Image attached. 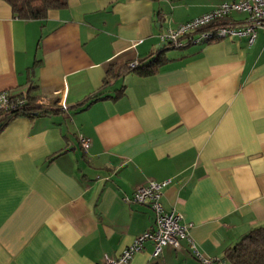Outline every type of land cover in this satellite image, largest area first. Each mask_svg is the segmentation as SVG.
Returning <instances> with one entry per match:
<instances>
[{"label":"crops","instance_id":"0c3cea01","mask_svg":"<svg viewBox=\"0 0 264 264\" xmlns=\"http://www.w3.org/2000/svg\"><path fill=\"white\" fill-rule=\"evenodd\" d=\"M239 1L68 0L26 21L0 0V92L53 112L0 127V264L117 258L154 226L150 207L124 202L149 181L168 182L162 208L183 216L202 259L230 264L225 251L264 227V31L252 44L160 41ZM158 55L153 75L133 71ZM152 251L127 264H201L185 241Z\"/></svg>","mask_w":264,"mask_h":264},{"label":"built area","instance_id":"2783aa9c","mask_svg":"<svg viewBox=\"0 0 264 264\" xmlns=\"http://www.w3.org/2000/svg\"><path fill=\"white\" fill-rule=\"evenodd\" d=\"M232 14L245 15L243 24L223 23ZM258 31H264V0H242L223 3L205 15L168 30L160 36V41L175 49H181L192 43L206 44L226 38H245L248 44H252ZM134 66L135 64L131 67ZM24 104L23 95L10 94L6 91L0 92V120L3 115L21 109ZM61 107L66 110L64 105ZM78 141L83 150L89 148V139L79 136ZM167 183L146 182L134 190L131 198H124V202L127 204L150 207L154 216V226L151 230L137 236L120 256L115 259L104 258L102 264H127L135 254L143 250V245L147 242L152 245V257L158 258L165 247L180 249L183 241L187 243L195 258L203 264L211 263L209 260L202 259L198 253L195 244L189 237L190 226L183 223V216L174 211L164 212L160 200Z\"/></svg>","mask_w":264,"mask_h":264},{"label":"trees","instance_id":"16d2710c","mask_svg":"<svg viewBox=\"0 0 264 264\" xmlns=\"http://www.w3.org/2000/svg\"><path fill=\"white\" fill-rule=\"evenodd\" d=\"M9 5L15 17L20 20H44L47 12L51 10H59L64 8L68 0H2ZM165 62L161 56H156L146 65L135 64L133 71L143 77L153 75L158 67ZM106 76L103 84H107ZM23 95L25 104L21 109L3 115L0 120V127H2L7 119L14 116L24 115L31 117L33 115L50 114L43 108L42 104H36L28 94ZM101 98L100 94L96 93L84 101L85 105L91 104ZM224 260L230 264H264V227L252 229L244 235L234 246L228 248L223 256ZM212 261L210 264H215ZM201 264H203L201 262Z\"/></svg>","mask_w":264,"mask_h":264}]
</instances>
